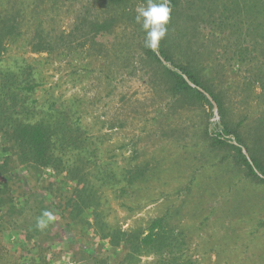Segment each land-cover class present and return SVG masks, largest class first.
Returning <instances> with one entry per match:
<instances>
[{"label":"rangeland","instance_id":"rangeland-1","mask_svg":"<svg viewBox=\"0 0 264 264\" xmlns=\"http://www.w3.org/2000/svg\"><path fill=\"white\" fill-rule=\"evenodd\" d=\"M187 1L175 46L195 54L227 118L243 124L264 162V0H228L222 27L215 16L223 15L226 0ZM139 6L136 1L0 0V30L6 24L14 28L2 43L0 69L26 61L38 73L35 99L80 101L83 122L101 144L103 159L132 177L124 181L129 187L98 193V212L116 229L145 232L150 221L167 217L173 229L186 234L187 253L197 264H264V184L252 183L231 160L223 161L230 156L226 151L204 145L210 109L170 95L162 69L145 55V33L135 21ZM39 42L49 49L39 52ZM8 154L0 147V164ZM36 173L28 182L21 167L12 173L13 204L23 228L36 215L52 213L39 241L49 263L98 264L93 255L108 264L121 262L126 245L114 252L89 226L69 228L52 206L68 174L51 167ZM77 185L82 187L70 180L62 187L72 191ZM14 228L2 233L6 244L19 250L22 230Z\"/></svg>","mask_w":264,"mask_h":264},{"label":"trees","instance_id":"trees-1","mask_svg":"<svg viewBox=\"0 0 264 264\" xmlns=\"http://www.w3.org/2000/svg\"><path fill=\"white\" fill-rule=\"evenodd\" d=\"M104 1L113 5H124L131 1L146 4V0ZM227 2L222 7L223 15L215 16L219 23L214 21L212 24L226 26L228 18H225L224 12ZM183 4L189 3L187 0H172L168 34L156 51L144 47L145 55L162 69L173 98L210 109L207 125L202 128L204 145L217 151H226L230 156H226L223 161L231 160L232 165L243 171L245 178L252 183L264 184L263 156L251 146L243 124H233L227 118L220 98L204 79L195 54H189L185 48L179 52L175 46L177 37L174 32L180 31L179 20L181 14L186 12ZM9 26L6 24L0 30V64L3 61L2 43L7 30V35H11L14 29ZM94 27L100 31L107 29L101 24ZM37 47L41 52L50 46L45 48L39 42ZM39 86L38 73L33 64L23 61L13 69H0V147L8 149L9 153L0 164V264H50L49 255L39 244L41 236L45 234V229L36 226L39 216L36 215L30 224L24 226L25 229L17 224L19 221L16 218L21 214L13 204L15 183L12 173L19 167L26 171L27 182L35 179L38 174L36 171L50 167L60 174H68V178L65 176L62 180V185L60 183L61 189L54 196L52 206L60 212L69 228L80 224L84 229L89 226L114 252L126 245L128 252L117 264H197L187 253L189 243L186 234L173 229L167 217L150 221L145 232L128 234L116 229L98 212L101 205L98 193L103 188L118 192L129 187L124 181L132 177L119 172L113 164L103 159L101 144L88 134V126L83 122L79 100L60 103L48 99L41 103L34 98ZM212 101L217 104L219 118L214 115ZM212 118L215 120L211 121ZM69 179L78 180L82 187L77 185L72 191H64L63 187L67 188ZM260 225L264 227V222L261 221ZM9 226L22 230L17 246L19 250L12 249L5 242L2 231ZM32 241L33 246L30 247ZM149 255L154 257L151 262H136L137 258ZM90 257L98 264H108L106 261L101 262L95 255Z\"/></svg>","mask_w":264,"mask_h":264},{"label":"clouds","instance_id":"clouds-1","mask_svg":"<svg viewBox=\"0 0 264 264\" xmlns=\"http://www.w3.org/2000/svg\"><path fill=\"white\" fill-rule=\"evenodd\" d=\"M172 19V0H146V4L136 8L135 21L145 33L144 47L156 51L166 38ZM54 219L45 211L37 219V228L43 230Z\"/></svg>","mask_w":264,"mask_h":264},{"label":"water","instance_id":"water-1","mask_svg":"<svg viewBox=\"0 0 264 264\" xmlns=\"http://www.w3.org/2000/svg\"><path fill=\"white\" fill-rule=\"evenodd\" d=\"M209 97V96H208ZM210 100H211V98H210ZM214 106H215V104H214ZM216 107V106H215Z\"/></svg>","mask_w":264,"mask_h":264}]
</instances>
